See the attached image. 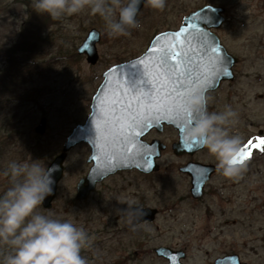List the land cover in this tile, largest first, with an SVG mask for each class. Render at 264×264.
<instances>
[{"label":"rangeland","instance_id":"374dc122","mask_svg":"<svg viewBox=\"0 0 264 264\" xmlns=\"http://www.w3.org/2000/svg\"><path fill=\"white\" fill-rule=\"evenodd\" d=\"M173 2L166 0L167 7ZM180 2L190 9L209 2L228 6L229 22L220 36L228 51L239 58V76L237 82L223 83L209 94V110L222 111L230 105L238 113V123L232 131L244 141L264 128V0ZM32 4L33 0H0V74L10 65V48L19 42L35 41L26 33L30 26H40L42 15L33 10ZM165 20L173 21L172 14L148 7V13L139 21L141 27L119 38H109L102 21L87 13L52 21L46 27L45 41L38 47L40 59L25 68L32 74L22 92L23 99L8 104L4 97L0 98V146L6 141L10 144L5 154L0 153V193L9 187L4 173L11 162L41 160L47 167L50 165L73 129L86 122L104 73L144 54L153 33L162 28ZM92 28L102 33L96 65H90L86 56L77 52ZM42 118L47 119V129L39 135L35 129ZM151 139H160L168 146L158 160V173H119L98 185L83 202L76 201V188L92 166L87 162L91 148L85 143L78 145L68 154L52 209L39 210L71 220L94 237L92 246L82 251L89 264H168L154 252L159 247L187 251L184 264H214L232 253L246 263L264 264V188L252 193L245 187L233 198L232 181L222 175L213 183L227 182L223 199L211 193L195 201L189 195V181L179 171L184 159L176 156L171 147L178 141V132L166 127L162 133L146 137ZM202 156L217 163L207 150ZM128 203L158 209L160 213L152 223L145 222L133 232L115 212ZM8 251L0 245V264Z\"/></svg>","mask_w":264,"mask_h":264},{"label":"clouds","instance_id":"9594fccd","mask_svg":"<svg viewBox=\"0 0 264 264\" xmlns=\"http://www.w3.org/2000/svg\"><path fill=\"white\" fill-rule=\"evenodd\" d=\"M142 0H33L32 8L52 21L87 13L98 17L109 38L130 36L139 29ZM146 6L163 11L166 0H143ZM207 89L186 99L191 122L184 129V140L207 150L217 169L228 180L238 181L247 172L248 161L240 162L243 138L233 133L238 113L226 105L222 111H210ZM9 187L0 193V245L10 249L2 264H89L82 251L92 246L94 237L73 221L55 218L40 211L53 195V172L41 160L13 161L4 173ZM120 215L135 232L144 210L132 203L119 207Z\"/></svg>","mask_w":264,"mask_h":264},{"label":"snow or ice","instance_id":"6c2138e0","mask_svg":"<svg viewBox=\"0 0 264 264\" xmlns=\"http://www.w3.org/2000/svg\"><path fill=\"white\" fill-rule=\"evenodd\" d=\"M197 32L195 25H190L174 36L158 37L148 58L119 73L120 83L111 99L98 97V154L94 159L112 163L122 157L145 158L146 148L140 141L145 129L166 120H177L184 127L191 122L186 99L213 86L222 60L218 47L202 51L197 46ZM110 85L109 77L105 88ZM258 147L264 150V139ZM251 158L246 145L240 162Z\"/></svg>","mask_w":264,"mask_h":264},{"label":"water","instance_id":"95a60500","mask_svg":"<svg viewBox=\"0 0 264 264\" xmlns=\"http://www.w3.org/2000/svg\"><path fill=\"white\" fill-rule=\"evenodd\" d=\"M143 0L140 5V11L144 7ZM222 10L220 8L212 7L210 5L204 6L193 12L189 17L185 19L183 26L175 32H165L157 35L150 43L147 51L140 57L132 59L128 62L115 65L108 69L104 73V80L98 88L96 94L93 97L91 104V113L87 120L83 124H78L70 135L67 137L61 153H59L48 166L53 172L54 192L53 195L46 198L42 207L44 210H51L54 201L57 197L59 183L62 181L65 174V162L68 158V154L71 150L76 148L80 144H88L91 148V154L87 160L91 164V168L86 176L80 179L76 188L75 199L78 202L86 201L91 193L96 189L97 185L102 183L107 178L117 174L121 171H127L131 169H138L144 174H150L158 172L160 165L158 160L162 157V154L167 149V145L160 139H154L151 142H147L144 138L154 129L158 133H162L166 127H172L178 132V141L172 144V150L174 154L181 157L186 154L193 155L194 153L202 150L198 146L191 145L184 140L185 127L181 122L177 120H166L155 124L151 128L144 130L140 137L141 143L145 146V158H127L122 157L119 160H113L112 163L94 159L97 156L96 148V125L98 123V117L100 112V100L98 97H107L111 99L112 93H114L119 86V73L126 72L131 65L138 64L141 60H145L150 56V49L156 44L158 37L174 36L180 33L181 30L187 29L190 25H195L198 32L196 35L199 37L195 43L202 50L210 49L212 46H216L220 49L219 56L222 58L220 64V74L215 78L213 86L208 88V93L219 89L222 82L232 81L234 79L233 67L238 63V58L231 55L226 47L221 43L220 38L212 29H217L223 23V18L220 16ZM102 39V33L92 28L85 40L78 47L77 52L79 55L86 56V60L90 65H96L99 61V52L97 45ZM212 53L208 52V56ZM226 72V74H225ZM109 77L111 78V85L109 88H105V85L109 84ZM103 94V95H102ZM47 129V119L42 118L39 125L36 127L35 132L39 135H44ZM151 164V167L148 164ZM181 172L188 173L192 177V196L195 199L200 198L203 195V189L205 184L210 179L211 175L216 172L214 166L203 164H188L181 168ZM146 215L143 217L141 224L145 222H153L158 216V209L142 208ZM158 257L168 260V264H184L183 260L186 259V253L184 251L174 250L168 247H159L155 250ZM214 264H246L242 263L238 255H229L224 258H218Z\"/></svg>","mask_w":264,"mask_h":264},{"label":"flooded vegetation","instance_id":"af4514ba","mask_svg":"<svg viewBox=\"0 0 264 264\" xmlns=\"http://www.w3.org/2000/svg\"><path fill=\"white\" fill-rule=\"evenodd\" d=\"M180 1H182V0H174V2H173L174 4L172 6H170L168 8L167 7L168 4H166L164 10L163 11H159V13L165 14V15L172 14L174 20L171 21L170 23H168L167 20H165V23L163 24L162 28H159V29L155 30V32L153 33V36L151 38V41L157 35H159L161 33L178 31L183 26V24L185 22V19L187 17H189L193 12H196L200 8H202L204 6H207V5H210V6L216 7V8H220L222 10V12H220V16L224 19L223 23L221 24V26L219 28L211 30L216 35H218V37L221 40L220 33L222 32V30L225 27V25L229 22L228 6L225 5V3H222V2H209V3L201 4V5L193 8V9H190L189 7L186 6L185 3H183L185 1H183V2H180ZM145 13H148V6H146V4L144 5L142 10L140 11V14L138 16V20L139 21H140L142 15H144ZM160 17H162V15H160ZM221 43L223 44L222 40H221ZM230 54L233 55L232 53H230ZM233 56L236 57L235 55H233ZM236 58H238V57H236ZM238 65H240L239 58H238V63L235 64V66L233 67L234 79L232 81L222 82V84L223 83H228V82H232L233 83V82H237L238 81V76H239L238 73H237ZM222 84H221V86H222ZM220 87H219V89H220ZM213 92H215V91H213ZM213 92H209L208 94L213 93ZM251 125H252V123H251ZM153 132H157V130L156 129L152 130L148 135L152 134ZM146 137L144 138L145 140H146ZM262 139H264V128L259 129L257 133L250 134L244 140V146H246V145L248 146V151H250L252 153V158L248 161V169H247V172L243 175V178L238 180V181H232V183H231V188L233 189V195H234V196H232L233 198H235L237 196V193L239 191H241L242 189H244L245 187H246V189L248 188V191H250L252 193H254L257 188H261V189L264 188V150H261V148L258 147L259 141L262 140ZM152 140H154V139H151V141ZM146 141L147 142H151V141H148V140H146ZM205 150H200V151L194 153L193 155L186 154V155L181 156L180 158L184 159V162L179 167V171L181 172V168H183L184 166H186L188 164H203V165L214 166V168L216 169V172L211 175L210 179L208 180V182L204 186L203 195L200 198H198V199H195L192 196V192H191V190H192V177L188 173H183V172H181V173L189 181V184H190V188H189V193L190 194L189 195L195 201L203 199L204 197H206L207 195H209L211 193L212 194H217V196L221 197L220 199H223L224 196L222 197V194L225 192V190L227 188L226 187L227 182H225V181L223 182V180H222V182H220V183L217 182V185L213 183L214 180L218 176H222V174L217 169V166H216V164L214 162L208 161V160L203 158L202 154L205 153ZM127 171L140 173L141 175H144V176H152V174H156L160 170L158 172H153V173H150V174H144V173L140 172L138 169H131V170H127ZM122 172H126V171H121V172H118L117 174L122 173ZM117 174H115V175H117ZM115 175H113V176H115ZM111 177H109V178H111ZM109 178H107L106 180H108ZM106 180H104L102 183H104ZM247 182H249L248 185H246ZM102 183H100V184H102ZM100 184H98V185H100ZM98 185H97V187H98ZM97 187H96V189H97ZM96 189L94 191H96ZM94 191L92 193H94ZM226 202L228 203V200H226ZM137 206H139L141 208H151V207H147V206L143 207L141 205H137ZM221 206L223 207L222 203H221ZM262 210H263L262 212L264 213V206H262ZM159 213H160V211H159ZM147 223H152V222H147ZM233 224H235V223L233 222ZM142 225L143 224H140V226H142ZM178 251H184V250H178ZM154 252H155V250H154ZM184 252L186 253V259H187V251H184ZM229 255H238V254L237 253H232V254L225 255V256H223L221 258H224V257L229 256ZM240 260H241V257H240ZM166 261L168 262V260H166ZM241 262L242 263H246V262H244L242 260H241ZM246 264H250V263H246Z\"/></svg>","mask_w":264,"mask_h":264},{"label":"trees","instance_id":"16d2710c","mask_svg":"<svg viewBox=\"0 0 264 264\" xmlns=\"http://www.w3.org/2000/svg\"><path fill=\"white\" fill-rule=\"evenodd\" d=\"M39 22V27L34 25L30 26V29L26 33V37L29 35L35 39L34 42L29 44L19 42L7 51L10 65L8 64L9 66L6 72L0 75V98L4 97L3 99L8 104L19 102V99H23L21 98L22 92L25 90L28 79L32 74L31 69L26 71L25 68H29L31 63L37 62L40 59L41 53L38 47L40 43L45 41L43 33L46 27L51 24L52 20L47 16H41ZM22 53H26V56H22ZM2 104L4 103L2 102ZM2 108L6 107L3 105ZM13 136L15 137V133ZM6 142L0 146V153L2 152V154H5L10 145L8 141Z\"/></svg>","mask_w":264,"mask_h":264}]
</instances>
